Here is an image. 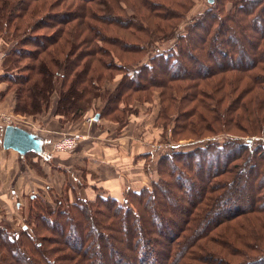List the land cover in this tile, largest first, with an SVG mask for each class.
<instances>
[{"label":"trees","instance_id":"1","mask_svg":"<svg viewBox=\"0 0 264 264\" xmlns=\"http://www.w3.org/2000/svg\"><path fill=\"white\" fill-rule=\"evenodd\" d=\"M211 1L214 8L217 0ZM185 2L0 0V36L10 35L12 43L5 54L10 66L1 79L15 94L13 112L34 118L48 111L51 96L57 94L55 115L79 119L97 97L104 72L121 74L123 79L121 90L100 93L108 97L103 110L97 111L100 118L123 113L129 97L162 89L172 81H192L181 90L197 95L199 81L222 71H256L249 75L251 88L264 92V0H224L214 8L217 12L212 9L199 16L191 25L195 32L179 35L186 43L184 47L174 43L176 54L163 51L158 44L168 38L166 29L185 17L193 0ZM222 36L223 41L216 39ZM201 44L203 51L198 53L195 49ZM145 50L151 62L130 72L129 67L138 65L130 63L134 56H143ZM93 70L96 77L90 75ZM128 88L130 93L123 96ZM110 119L123 122L118 115ZM247 143L237 144L236 157L225 149L236 145L230 141L214 145L213 154H205L207 148L202 149L204 154L164 153L157 163V179L139 191L127 189L120 201L102 194L94 200L76 196L71 201L62 194L52 208L32 193L28 199L34 218L26 227L15 233L8 225L0 226V264H103L100 258L105 255L109 264H264V143L256 148ZM191 156L198 158L196 167L207 177L183 163H191ZM230 158L239 159V165L227 169ZM175 160H182V167ZM163 161L169 164L166 170L158 168ZM245 170L254 176L238 188L235 182ZM233 171V176L213 181ZM185 174H195L199 184ZM247 185L256 189L251 196L241 191ZM77 227L82 237L65 235L66 228L75 232ZM39 231L60 233V241L49 239L57 245L55 252L35 242ZM240 247L251 252L240 254ZM55 254L59 257L51 259ZM14 256L17 261L10 263ZM236 256L242 260L230 259Z\"/></svg>","mask_w":264,"mask_h":264},{"label":"rangeland","instance_id":"2","mask_svg":"<svg viewBox=\"0 0 264 264\" xmlns=\"http://www.w3.org/2000/svg\"><path fill=\"white\" fill-rule=\"evenodd\" d=\"M179 1L183 3H187L185 2L186 0L185 1L179 0ZM223 1L224 0H217L215 7L219 5L218 8H220L221 5H224ZM211 4L212 1L209 2V0H193V3L189 2L190 9L187 12H184L185 17L180 18L176 22L171 20L173 22V28L170 29L171 27H169L168 29H166L168 38L165 40H161L158 46L163 51H168L172 49L174 43H178L179 45L184 47L186 40L178 38L179 35H186V33L188 34L190 33V31L195 32L194 29L191 27V25H194L196 20L199 18V16H203L206 13V11L215 8V7L212 8ZM226 4L228 3H225V5ZM228 8H229V4L226 5V9ZM214 12H217V10L214 9ZM209 18L210 16L206 17V19L208 20ZM174 23L176 25H174ZM198 32H200V30H198ZM9 38L10 35L0 36L1 42L3 43V45L6 46V49H9V47L12 46V43L9 42L10 41ZM216 39L218 41H223V36L222 38H216ZM203 46H204L203 44L199 45V47H196L195 51L201 53L203 51ZM172 51L174 54L177 53L175 48L172 49ZM144 53L145 54H143V56L142 55L134 56L133 61L130 63L138 62L137 63L138 65H135L134 67H129L130 72L139 71L141 70L142 66L145 63L148 64L149 62H151V60H149L150 54L146 52V50ZM164 54L167 55L166 52ZM185 57L186 56H184V58ZM7 61L6 58H4L2 63L4 70L7 69L6 67L7 65L8 67L10 66L9 63L7 64ZM162 72L165 76L167 75V69H165V71L162 70ZM252 72H256V71H252ZM252 72L242 73V72H236L234 70L222 71V73L216 74L213 78L209 80L199 81L196 89L197 95L196 93H193L192 90L189 91L181 90L182 86L188 85L192 81L189 80L180 81V82L172 81L164 87L165 89L164 88L160 89L161 87L151 88V89H147L148 94H146L147 92L145 93L144 91H141L135 94L134 96L129 97L127 99L128 100L127 103L123 104L125 109L123 113L121 114L115 113V115H112L110 117L103 116L100 119H102L103 121L106 120L110 122L111 117H116V115H118L123 120V122L121 123V125H123V123L126 121L128 116L137 115V113L139 114V111L142 112V115L139 116L137 120L132 119L129 128L131 131V136L133 138L137 136L136 138L142 141H146V147H148L149 150H151L152 152V156L150 155V157H145V158L143 157L142 160L145 161L144 165L145 164H151L152 166L155 165L156 161L160 159L162 154L168 152H170L169 155H171L175 151L177 152L194 151L193 154L195 155L198 153L204 154V151L202 149L207 148V150H205L206 151L205 154H210V153L213 154L212 152L215 151L212 150L216 149V147L214 148V145H219L221 147L222 145L228 143L229 141L236 142V145L229 144L231 145V147H227V148L223 147V148L227 149L229 154L233 153L234 155L232 157H236L237 155L236 146H239L237 144H243L244 142L246 144H249L247 142H252V146L256 148L258 145L259 146L262 145L261 141L264 143V92H259L257 90L255 91L254 89L251 88L252 80L249 79V75ZM90 73H91L90 75L96 77L95 73L97 72H95V70L91 71ZM192 73H197V72L193 71ZM115 74L116 73L113 72H104V75L100 73L99 76L100 88L97 91V95H96L97 97L91 100L92 102L90 101L91 102L90 106L96 108V104L99 102L101 107L103 106L105 107V104L107 102L106 99H108V97L107 96L101 97L99 96L101 95L100 93L115 92L122 89V83L120 86L119 83L123 79V75L117 74L115 76ZM236 85H239V87L236 91H234L233 86ZM130 91L131 90L128 88V90H126V93L123 96L129 94ZM190 95H194V96L189 97ZM192 97L195 100L191 101ZM210 97H212V99H210ZM56 98L58 99L57 94H53V100H56ZM14 99H15V94H14ZM51 102L52 100H50V103ZM255 104H258V106L255 107ZM214 107L215 109H213ZM96 111L99 112V110ZM15 115L16 117L14 116V118L17 119V117H20L22 119L20 121L15 119V121H17L15 122L16 124L30 127V124L29 123L26 124V121L23 120V117L28 118L29 116L19 115V114H15ZM158 117H160V119H158ZM65 118L71 124L70 125L71 129H73L74 127L77 129L76 125L80 123V121H82L81 119L78 120L77 118H73L71 120L70 117H68V115ZM32 122H35V126L32 127V129L36 130L38 133H41L40 130L47 129L46 127L45 128L43 127L44 126L43 122L41 123V120H39L37 117H34ZM84 122L91 125V123L88 122V117L85 119ZM76 132L81 134L80 130H74L68 133H62L60 135L50 134L51 138L49 139L51 144L49 143L50 146L49 144L47 145L49 146V150L51 151L52 144L61 136ZM213 135H218V137H216L213 140H211V138H208ZM82 136L83 139L84 138L87 139L88 137L86 135H82ZM250 136H258V138L256 137V139H253L252 141L246 140V137H250ZM210 141L211 143H209ZM79 143L77 144V146H79ZM207 144L210 145L206 147ZM171 147L173 148L171 149ZM73 151L68 153L64 151H57V152L51 151L52 152L51 155L47 154L48 152L46 151L47 153L45 154L44 161L49 162L48 165L51 168V171L55 170L57 172H64L63 168L60 169L55 166V162L57 161L58 158L57 156L60 155L61 153H66L67 155H69L73 153ZM190 159L192 160L191 163H189L187 160L185 162H183L182 160H175V162L177 163L178 167H182V162L184 164L186 163V166L193 168V170L199 173L200 176H202L203 178L207 177L204 170L202 169L198 170V167H196L195 161H197L198 158H193V156H191ZM234 159L235 158L231 159L230 161L228 160L229 162H226L225 166L227 167V169H231L232 167H234V165H236V167L239 165L240 160L239 159L234 160ZM251 163H255V161H252ZM221 164L222 163L218 164V166L220 165L219 167H221L222 166ZM168 167L169 164L164 161L160 163V165H158V168L161 169L165 168V170L168 169ZM146 171L149 172L148 175H150L151 170L150 171L146 170ZM247 171L245 170L243 174H241L242 173L241 172L240 178L237 179V181L235 182L238 188H240V186H242L245 182L248 184L249 182L252 181L251 177H253L254 174H252V172H247ZM233 173L234 171L232 173L229 172L228 174L222 176L221 178L218 177L213 179V181L216 182L226 177L233 176ZM151 176L153 177V174H151ZM194 176L195 174L191 176H189V174L187 175V177H193V180L196 181L195 184L198 185L199 182L197 181L196 178H194ZM247 177H249L248 182H247L248 180ZM72 179H73L72 182H74V178ZM155 179H157V176ZM203 182L207 183V179L205 178ZM76 186L78 187V183L76 184ZM46 187L47 186L43 187L41 190L36 189L35 190L36 192H33V194L37 195V197H39L40 199H43L52 208L55 207V202L57 203V201L60 199V196L62 194L69 197L71 201H73L76 197L74 193V189L72 191V194L70 192V190H72V184L69 182V179H66L62 182L61 191L59 192V194H57L53 189H47ZM259 190L260 189L258 188V191ZM263 190H264V186L261 189V191ZM241 191L244 192L246 195L251 196V194H253L256 191V189L248 188L247 185V190L246 191L241 190ZM31 194L26 193L21 200L15 201L19 203V208L15 211H13L9 206L7 207L4 206L0 208V212L2 215L0 216V226L8 225V227L11 228L15 233L20 232L21 229H24L26 227V224H28L30 218H34L33 214L30 211L31 202L28 199V197ZM182 200H183V196H181L178 201H182ZM241 206H244V204H241ZM74 218H78L77 213L74 215ZM59 219L61 220V218ZM59 219L57 221L60 222ZM241 219L242 218H239V220ZM224 224L226 223H223L221 226H219V228L222 227ZM215 231H213L212 234H214ZM71 232L72 234H75V236H77L76 239H78L79 236L82 237L81 233L78 230V227L75 228L76 233L73 232L71 229H67V228L64 233L66 235V233L71 234ZM37 234L38 235L35 234L34 236L35 237L34 240L36 243L41 242L42 244L46 245V248L48 249L52 248L54 252L56 251L54 250V248L57 247V245L55 243L50 244L49 239H57V241H60L58 240V238H60V233H49L48 231H39L37 232ZM252 246L255 248L258 245L254 244ZM117 247L120 248L119 245ZM249 252H251V250L246 247L245 249L242 247H240L239 249L240 254L249 253ZM65 253L68 252L66 251ZM12 254L13 252L10 253L9 251L10 258L12 257ZM101 254L105 255L103 252H101ZM51 256H52L51 259L52 258L55 259L56 257H59V254H55ZM15 258H12V261L10 259V263H13V261H17V257ZM230 259H233V261L236 262H240L242 260L240 256H236ZM100 261L103 264H109L106 255L105 257H103V259L100 258ZM93 262H98V260L97 259L93 260ZM86 263L89 264L88 261H86ZM14 264H21V263L16 262Z\"/></svg>","mask_w":264,"mask_h":264},{"label":"crops","instance_id":"3","mask_svg":"<svg viewBox=\"0 0 264 264\" xmlns=\"http://www.w3.org/2000/svg\"><path fill=\"white\" fill-rule=\"evenodd\" d=\"M9 49H6L0 39V208L9 206L15 211L19 208V203L15 201L21 200L26 193L31 194L36 192V189L41 190L45 186L59 194L62 182L66 179H69L72 184L71 194L74 189L76 196L88 200H94L98 194H102L120 201L127 189L139 191L150 186L157 176L156 165L159 160L153 166L144 165L143 157L152 156V152L146 147V141L136 138L137 136L134 138L131 136L129 128L132 119L137 120L142 115L141 111L137 115L128 116L123 125H119L116 122L100 119L96 110H103L104 106L101 107L98 102L97 109L92 106L88 107L80 116L79 119L82 121L76 125L77 129L75 127L71 129V124L65 117L55 115L57 98L53 100L52 95L48 111L36 116L47 129L42 128L41 133L32 129L35 122H32L34 118L30 116L23 117L30 127L14 124L42 140V154L36 155L28 152L20 155L12 149H4L2 139L5 127L1 124V116H10L14 122H17L13 112L14 92L8 90V85L1 79L5 74L2 63ZM93 115L95 119L97 117L94 123L89 125L84 122L87 117ZM16 120L22 119L17 117ZM74 130H80L82 135L89 138L82 139L73 153L69 155L61 153L57 156L55 166L63 168L65 173L51 171L49 162L44 161L47 152V154H52L49 150L50 134L60 135ZM146 170H151L150 175ZM72 178L75 183L72 182ZM0 216H2L1 212Z\"/></svg>","mask_w":264,"mask_h":264},{"label":"water","instance_id":"4","mask_svg":"<svg viewBox=\"0 0 264 264\" xmlns=\"http://www.w3.org/2000/svg\"><path fill=\"white\" fill-rule=\"evenodd\" d=\"M3 130L2 146L4 149H12L20 155L28 152L36 155L42 154V140L35 134L18 126H6Z\"/></svg>","mask_w":264,"mask_h":264},{"label":"built area","instance_id":"5","mask_svg":"<svg viewBox=\"0 0 264 264\" xmlns=\"http://www.w3.org/2000/svg\"><path fill=\"white\" fill-rule=\"evenodd\" d=\"M95 120H96L95 116H91L88 118V122L90 123H94ZM1 122L3 127L16 125L15 122L13 121V118L6 115L1 116ZM82 139L83 136L78 132L71 133L68 135H63L52 144L51 151L53 152L64 151L67 153L72 152Z\"/></svg>","mask_w":264,"mask_h":264}]
</instances>
